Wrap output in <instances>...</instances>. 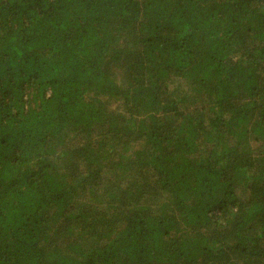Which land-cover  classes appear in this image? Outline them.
<instances>
[{"label":"trees","instance_id":"16d2710c","mask_svg":"<svg viewBox=\"0 0 264 264\" xmlns=\"http://www.w3.org/2000/svg\"><path fill=\"white\" fill-rule=\"evenodd\" d=\"M0 264H264V0H0Z\"/></svg>","mask_w":264,"mask_h":264}]
</instances>
